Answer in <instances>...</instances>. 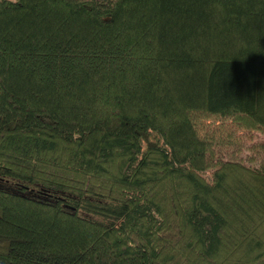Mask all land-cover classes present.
<instances>
[{"label": "trees", "instance_id": "trees-1", "mask_svg": "<svg viewBox=\"0 0 264 264\" xmlns=\"http://www.w3.org/2000/svg\"><path fill=\"white\" fill-rule=\"evenodd\" d=\"M194 111L264 129V0H0V264H264V166L148 139Z\"/></svg>", "mask_w": 264, "mask_h": 264}, {"label": "rangeland", "instance_id": "rangeland-1", "mask_svg": "<svg viewBox=\"0 0 264 264\" xmlns=\"http://www.w3.org/2000/svg\"><path fill=\"white\" fill-rule=\"evenodd\" d=\"M190 125L195 134V140L204 149L202 153L203 168L197 171L207 180L212 179L214 165L219 161H232L244 164L252 170L264 166V129L249 126L234 116L206 111H194L190 120L180 119L172 123L167 130L158 126L150 128L148 139L173 152L170 140L173 137L181 141L184 129ZM188 133L185 137H187ZM146 141H142V149ZM196 147L189 153H195Z\"/></svg>", "mask_w": 264, "mask_h": 264}]
</instances>
